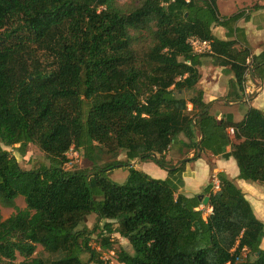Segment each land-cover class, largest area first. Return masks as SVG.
I'll return each instance as SVG.
<instances>
[{
  "label": "trees",
  "instance_id": "16d2710c",
  "mask_svg": "<svg viewBox=\"0 0 264 264\" xmlns=\"http://www.w3.org/2000/svg\"><path fill=\"white\" fill-rule=\"evenodd\" d=\"M217 1L0 0V264H111L115 235L130 249L118 264H264V223L225 174L216 193L188 198L132 166L180 174L166 156L184 136L190 161L233 157L239 179L264 184V112L217 120L197 88L204 57L233 73L234 101L251 76L264 80V59L235 39L244 14L224 17ZM192 38L212 53L195 54ZM17 145L22 156L37 146L49 166L23 169L6 149ZM72 148L89 167L66 168ZM120 168L124 184L108 177Z\"/></svg>",
  "mask_w": 264,
  "mask_h": 264
},
{
  "label": "crops",
  "instance_id": "0c3cea01",
  "mask_svg": "<svg viewBox=\"0 0 264 264\" xmlns=\"http://www.w3.org/2000/svg\"><path fill=\"white\" fill-rule=\"evenodd\" d=\"M220 4L228 11L226 14L220 13L224 17L244 14L236 24L235 39L240 46L248 47L253 56L264 59V0H218L219 11ZM213 33L221 40L227 39V31L222 27H214ZM201 61V80L197 88L203 91L204 101L211 104L210 111L217 120L240 123L251 108L264 112V80L256 78L260 83L258 87H246L245 94L248 90H255L254 95L250 97L244 94L243 100L234 101L228 97L230 92L233 93L234 82V75L229 68L219 66L212 57H204ZM189 107L192 108L191 105ZM184 143H187V139L180 136L179 142L166 156L167 161L180 166L182 170L174 177H170L167 171L152 162L135 161L132 166L155 179L169 180L178 187V194L188 198L202 195L211 185L213 178L223 173L245 194L256 217L264 223V184L239 179L240 171L233 157L225 158L223 155L214 156L207 153L197 160L190 161L195 151L188 150ZM230 151L231 148L227 147L226 152ZM182 161L185 164L181 165ZM262 248L264 249V239Z\"/></svg>",
  "mask_w": 264,
  "mask_h": 264
},
{
  "label": "rangeland",
  "instance_id": "374dc122",
  "mask_svg": "<svg viewBox=\"0 0 264 264\" xmlns=\"http://www.w3.org/2000/svg\"><path fill=\"white\" fill-rule=\"evenodd\" d=\"M120 3H126L128 2V0H118ZM220 13L226 14L228 13L227 9L223 6V4H220ZM230 13V12H229ZM250 83L249 86L250 87H258L260 85L259 81H256V78L254 76H251L250 79ZM190 108V107H189ZM19 146L17 145L16 147L13 148H6L12 155H14L20 166L23 169L26 170H30V169H38L41 166H49V160L47 159V156L45 155L44 152H42L37 146L35 145H29V147L27 148V153L25 156H22L19 151H18ZM70 156V154H69ZM122 160L125 159L124 155H121L120 157ZM73 164L70 167H67V169H74V168H82V167H89V164L84 162L83 158L80 156L79 154V159L77 158H73L71 159ZM128 170L126 168H120V169H116L115 171H113L112 173L108 174L109 179L117 184H124L127 177H128ZM16 205L20 208V209H25L26 208V204L24 202L23 198H18L16 200ZM1 213L4 219L9 218L12 214L15 213L14 209H10V208H1ZM96 222V218L95 216H91L88 218L87 221V226L92 229L95 225ZM115 250L114 252H105L103 253V258L105 261H109L111 262V264H118L116 261V255L115 252L119 251L121 249V247H126L128 246V243L122 239L119 238L117 235H115ZM93 245L96 246V243L93 242ZM129 251L130 249L127 248ZM39 250H41V248L39 247ZM21 259H19L20 261Z\"/></svg>",
  "mask_w": 264,
  "mask_h": 264
},
{
  "label": "built area",
  "instance_id": "2783aa9c",
  "mask_svg": "<svg viewBox=\"0 0 264 264\" xmlns=\"http://www.w3.org/2000/svg\"><path fill=\"white\" fill-rule=\"evenodd\" d=\"M189 42H190V45L192 46L193 51H194L195 54L204 55V54H211L212 53V45H211V42H209V41H201V40L192 38V39L189 40ZM247 65H248V70H247L246 75L249 76V74L251 72V69H252V60H251V58H249L247 60ZM254 93H255V90H248L247 91V96L251 97L252 95H254ZM228 134H229L231 139H234L235 138V129L234 128H229L228 129ZM69 154H70V156H69ZM67 157H68L69 161H68L66 166L70 167L73 164L71 159H73L74 157L79 159V153L74 148H72L70 150V152L67 154ZM211 187H212L211 191L213 193H216L218 190H220V181L218 180L217 177L213 178L212 183H211ZM200 210L203 212V217L205 219H207L212 214V208L209 205H204L203 204L200 207Z\"/></svg>",
  "mask_w": 264,
  "mask_h": 264
},
{
  "label": "water",
  "instance_id": "95a60500",
  "mask_svg": "<svg viewBox=\"0 0 264 264\" xmlns=\"http://www.w3.org/2000/svg\"><path fill=\"white\" fill-rule=\"evenodd\" d=\"M201 197H203V196H200V198H201ZM208 203H209V197H204V198H203V204H204V205H208Z\"/></svg>",
  "mask_w": 264,
  "mask_h": 264
}]
</instances>
